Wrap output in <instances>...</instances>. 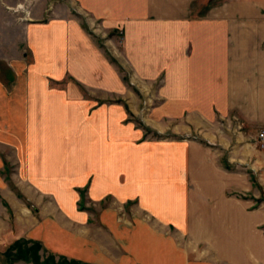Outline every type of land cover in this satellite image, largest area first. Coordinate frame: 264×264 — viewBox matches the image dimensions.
Here are the masks:
<instances>
[{
  "label": "crops",
  "instance_id": "0c3cea01",
  "mask_svg": "<svg viewBox=\"0 0 264 264\" xmlns=\"http://www.w3.org/2000/svg\"><path fill=\"white\" fill-rule=\"evenodd\" d=\"M73 3L77 17L26 23L35 64L8 58L24 70L10 86L0 78V196L25 210L9 164L11 181L46 215L10 242H41L85 264H213L210 249L264 264V152L255 143L264 132V0ZM69 79L88 94L50 87ZM150 91L142 122L164 134L157 140L126 107L140 115ZM219 146H233L227 166ZM79 190L100 210L95 224ZM118 205L129 225L118 222ZM8 216L0 199L3 235Z\"/></svg>",
  "mask_w": 264,
  "mask_h": 264
},
{
  "label": "rangeland",
  "instance_id": "374dc122",
  "mask_svg": "<svg viewBox=\"0 0 264 264\" xmlns=\"http://www.w3.org/2000/svg\"><path fill=\"white\" fill-rule=\"evenodd\" d=\"M20 6H22L23 9H19ZM74 9L75 8H74L73 0H0V78L4 80L8 86H10L11 83L15 80V74H16L15 71L20 72L24 70V66L23 67L18 66V68L15 67L16 70L13 71V69L11 68L12 66L10 67L9 62L7 61L8 58H10L9 60H11L12 62H16V61L21 62L27 67L30 66V64L31 65L35 64L34 61L32 60L31 53L29 51V46L26 43L27 42L26 40L27 34L25 31L26 23H32L36 19H40L41 16L43 17L41 19H44V20H47L49 18L56 19L63 15L77 17ZM78 17L82 25L85 28H87V31L91 32L94 35V33L90 31L85 18H83L80 15ZM27 20L30 22H27ZM109 55L111 56L110 53H108V56ZM110 59L113 61L112 57ZM12 64L14 65L15 63H12ZM123 77L125 81L126 90H129V76L126 73V71H124V69H123ZM49 84L51 88L62 90V89L69 87V88L83 90L88 94V90L84 86H80L70 79L65 80L64 82L63 81H52ZM152 97H153L152 92L151 91L148 92L149 99H147L148 100L147 107L146 108L144 107V110L140 113V115L137 116L136 114L135 117L129 116V107L127 104L126 107L128 110V120L131 119L133 122L136 123L138 127L146 128L144 127L142 120L146 118V116L147 118L149 117L148 112H150L151 110L150 107L153 105V100H154ZM126 101L128 102V98L118 97V100L116 99L115 103H118L119 105H122V104L124 105ZM234 128H237L238 130L242 131L241 130L242 128L239 127L238 123L233 124L232 129ZM145 130H146L145 135L150 136L151 139L157 140V139L164 138V134H159L158 132H155L152 129L146 128ZM227 131L233 134V132H236V129L227 130ZM215 133L222 135L221 131L219 132L215 131ZM172 134L173 133L170 131V132H167L165 135L172 136ZM259 134L257 135V138L255 139V143L259 141ZM221 137H224V139H229L228 135H224ZM217 143H219V141H217ZM232 147L231 146L229 148L227 147L226 152L223 151L224 149L221 146H219L217 150V152H222V153L225 152L223 153V156H222V162L226 166L228 165L227 163L228 155H229L228 152H229V149ZM257 149L264 152V149H260L258 147ZM12 168L13 166L9 167V164H8L6 171H5L6 179L7 181H9V186H11L12 193L15 194L14 196L16 197V200L20 201L21 205L24 207L25 210L23 211L24 213L21 211L22 209L20 208L17 210V212L13 211L10 205L8 204V202L0 196L2 203L5 205V207H7V210L9 212V216H8L9 218L7 219L8 224L6 225V230H5L7 231V233L5 232L6 234H4V235H7V234L8 235L5 237L1 233L2 231L0 229V264L9 263L8 262L9 260L4 255V253L6 252L8 247L11 246L14 242V241L10 242L9 240L10 236L13 234L15 236L23 235L24 233H26L28 229L33 227L34 222L43 221V219L45 220V216H46L45 214H44L45 216L41 215L43 211L37 205V203L35 201H31L23 192H20L19 189L11 181L12 179L10 177V172ZM227 168L230 169V166ZM79 193H80V205H81L80 209L83 210V207H84L83 203L85 202L90 203V205L88 206V207H91L90 209H88L90 212L89 215L93 219V224H95L96 216H98V213L100 212V210H98V206H96L95 204H92L93 200L89 198V195H86V190H79ZM261 193L262 195L259 199V203H261V207L264 210V184L261 187ZM234 196H236L240 200L241 199L248 200L252 198L251 194L249 193L235 194ZM47 202H48V199L46 203ZM117 213H118V222L121 224L126 223L129 225V211H127L126 209L118 205ZM130 221H133V220L130 219ZM262 229L264 230V226H262ZM30 241H32V243H29V246H33L34 242H37L33 240H30ZM181 241L182 243H185V244H187L188 242L187 239H181ZM37 243H39L42 246V248L39 251L41 262L46 261L50 256H53L54 257L53 259L56 262H58L60 258L55 257V255L51 253H47V251L44 248L43 243L41 242H37ZM220 244L221 243H218V242L214 243V246H216L214 248H219ZM196 247L198 248V250L202 252L203 251L205 252L209 248V246H205L204 244H201V243L196 244ZM22 248L24 249L25 247L23 246ZM208 251L210 252V255L206 256V259L212 260L213 264H232V263L235 264V262L236 264L239 263L238 258L228 259L224 256L222 259H216L215 251H213L212 249ZM15 257H18V256H15ZM260 259L262 260L261 263H263V259L262 258ZM254 260H257V259H254V257H247L244 260L242 259V262H244L243 264H254ZM10 264H35V263L31 260L27 261L23 258L18 257L16 258V260L12 261Z\"/></svg>",
  "mask_w": 264,
  "mask_h": 264
},
{
  "label": "trees",
  "instance_id": "16d2710c",
  "mask_svg": "<svg viewBox=\"0 0 264 264\" xmlns=\"http://www.w3.org/2000/svg\"><path fill=\"white\" fill-rule=\"evenodd\" d=\"M29 243H32L30 240L19 239L13 242L11 246L8 247L4 255L8 258L9 264L20 257L27 261H33L35 264H85L83 262L75 260H67L64 257H61L58 262H56L53 256H50L46 261H40L39 251L42 246L34 242L33 246H29ZM25 247L24 249L22 247ZM18 256V257H15Z\"/></svg>",
  "mask_w": 264,
  "mask_h": 264
},
{
  "label": "built area",
  "instance_id": "2783aa9c",
  "mask_svg": "<svg viewBox=\"0 0 264 264\" xmlns=\"http://www.w3.org/2000/svg\"><path fill=\"white\" fill-rule=\"evenodd\" d=\"M256 147L264 149V132L259 134V141L256 143Z\"/></svg>",
  "mask_w": 264,
  "mask_h": 264
},
{
  "label": "bare ground",
  "instance_id": "6f19581e",
  "mask_svg": "<svg viewBox=\"0 0 264 264\" xmlns=\"http://www.w3.org/2000/svg\"><path fill=\"white\" fill-rule=\"evenodd\" d=\"M19 9H23V7L22 6H20V8Z\"/></svg>",
  "mask_w": 264,
  "mask_h": 264
}]
</instances>
